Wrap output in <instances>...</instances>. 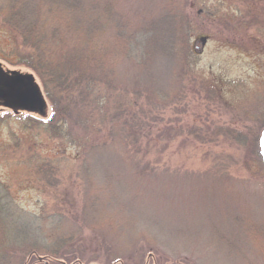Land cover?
Masks as SVG:
<instances>
[{"label": "rangeland", "instance_id": "rangeland-1", "mask_svg": "<svg viewBox=\"0 0 264 264\" xmlns=\"http://www.w3.org/2000/svg\"><path fill=\"white\" fill-rule=\"evenodd\" d=\"M251 1L190 0L186 58L155 45L142 63L122 59L119 79L139 96L136 112L152 126H172L169 138H176L146 160L116 142L125 133L120 127L112 130L115 140L101 132L110 141L98 150L90 139L48 133L29 120L37 114L0 106L9 236H28L35 221L42 249L53 252L69 237L72 245L59 250L74 248L82 264H264V162L251 137L264 129V0ZM115 2L132 23L169 14L164 0ZM12 46L0 23V50ZM0 62L32 73L12 58L0 55ZM250 129L248 144H239L232 131ZM205 137L211 141L202 143ZM36 258L34 264H65Z\"/></svg>", "mask_w": 264, "mask_h": 264}, {"label": "trees", "instance_id": "trees-1", "mask_svg": "<svg viewBox=\"0 0 264 264\" xmlns=\"http://www.w3.org/2000/svg\"><path fill=\"white\" fill-rule=\"evenodd\" d=\"M189 3L190 0H164L162 8L168 7L169 14L132 23L115 0H4L0 6V23L13 37V46L9 50H0V55L8 61L12 58L10 64L23 66L36 75L52 109L47 118L46 113L37 114L40 118L28 116L29 120L54 136L83 140L84 143L90 139L87 145L98 150L110 141L105 140L101 132L107 130L109 137L112 130L120 127L125 133L116 142L123 143L128 152L143 153L140 155L143 160L151 149H167L170 142L174 143L172 139H176L169 138L172 126H152L150 121H143L136 112L141 111L139 96L131 97L132 90L119 79V67L126 56L134 62H144L146 54L155 45L169 54L171 50L177 57L186 58L190 52L192 29L190 14L185 11ZM130 120H133L131 124ZM142 121L144 124L139 125ZM191 128L189 130L193 131L194 127ZM252 131L232 132H237L239 144L247 145ZM258 135L255 132L251 135L254 139L252 150L258 152L262 160ZM209 140L205 137L202 143ZM161 142L164 147H160ZM6 198L8 196L1 192L0 264H13L14 261L25 264L28 257V262L34 264L39 255L46 259L50 256L62 259L67 264H82L74 248L66 252L59 250L60 247L65 250L63 247L71 244L69 237L59 239V248L53 252L42 249L35 235L38 233L35 221L33 233L28 236L20 231L9 236L6 221L12 216L5 204ZM7 217L9 219L5 220ZM12 222L19 227L18 221ZM41 225L39 222V227ZM52 235L54 233H49L48 239ZM25 245L26 252L18 250Z\"/></svg>", "mask_w": 264, "mask_h": 264}, {"label": "water", "instance_id": "water-1", "mask_svg": "<svg viewBox=\"0 0 264 264\" xmlns=\"http://www.w3.org/2000/svg\"><path fill=\"white\" fill-rule=\"evenodd\" d=\"M0 104L16 112L22 110L42 115L46 114L48 108L43 90L33 73L6 71L2 63H0ZM259 147L264 162V129L259 138Z\"/></svg>", "mask_w": 264, "mask_h": 264}]
</instances>
